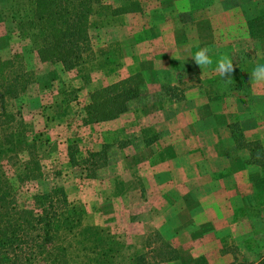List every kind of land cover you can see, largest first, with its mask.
<instances>
[{
  "label": "crops",
  "instance_id": "0c3cea01",
  "mask_svg": "<svg viewBox=\"0 0 264 264\" xmlns=\"http://www.w3.org/2000/svg\"><path fill=\"white\" fill-rule=\"evenodd\" d=\"M224 1L211 5L207 15L183 22L179 11H192L190 0L183 8L175 0H160L154 4L161 12L156 22H141L146 18L142 6V12L115 15L102 26L97 23L95 31V63L106 72L108 84L140 71L148 92L159 94L167 72L182 70L175 73L178 80L170 83V91L139 108L152 109L151 117L156 115L154 122L150 118L146 124L155 132L150 143L145 144L148 136L141 134L138 149L133 143L122 149L125 172L132 174L131 165L137 166L139 189L147 199L143 201L153 208L149 223L178 253L177 259L159 264L233 263V255L224 248L254 231L253 213L263 206L264 165L249 160L256 141L264 156V85L251 81L255 67L246 70L236 48L238 31L252 27L247 23L250 18L242 3L228 6ZM214 6L226 17L215 24L210 17ZM233 14L235 22H230ZM138 15L139 24L135 22ZM136 23L144 41L136 39ZM197 46L210 47L214 58L227 54L232 59L231 83L218 75L215 65L201 69L194 62L191 56ZM109 60L113 68L103 70ZM184 80L187 87H174ZM165 109L172 113L160 122ZM134 114L129 109L115 119L94 124L124 127L126 118ZM235 122L241 133L238 141L232 134Z\"/></svg>",
  "mask_w": 264,
  "mask_h": 264
},
{
  "label": "rangeland",
  "instance_id": "374dc122",
  "mask_svg": "<svg viewBox=\"0 0 264 264\" xmlns=\"http://www.w3.org/2000/svg\"><path fill=\"white\" fill-rule=\"evenodd\" d=\"M13 1L15 0H0V56L13 59L14 54H19L21 66L30 73V76L27 90L17 100H6L4 106L12 112L19 109L23 120L34 132L41 135L40 150L46 173L44 180L29 182L22 187V201L28 204L33 193L46 191L54 184L61 185L65 188L69 200L79 204L84 210L80 228L82 235H109L113 238V245L126 257L139 251L147 252L148 256H151L152 248L165 250L160 234L149 223L153 208L147 207L143 201L147 199L144 197L145 192L139 189L141 187L137 166L131 165L132 174L124 170L122 149L125 146L121 148L120 143H133L138 149L141 144V134H144V138L148 136V139L154 136L152 127H146V124L149 123L150 118L154 122L156 115L151 117L152 109H140V111L139 108L147 102L160 99L170 91L172 88L170 83L178 80L176 74L182 70L168 71L163 79L166 82L163 83L165 87L159 94L150 93L142 104L138 100L132 108L135 114L126 118L124 127L112 128L106 124L94 123L89 126L83 125L81 117L88 92L109 83L104 79L106 72L98 68L95 54L72 70H64L60 63L41 62L36 54L35 45L30 39L18 33L15 21L7 12ZM139 1L146 15L141 22L144 20L156 22L161 12L157 11L158 8L154 9V4L157 5L160 0ZM219 1L221 0H190L192 11L180 9L179 18L183 22L191 21L193 18L198 19L207 15L209 7ZM103 2L117 4L114 0H103ZM175 2L183 8V4H187L188 0H175ZM224 2L228 6L235 2L242 3L245 14L250 18L247 23L252 27L250 30L245 29L244 32L238 31L240 43L236 46L245 69L249 70L251 66L264 64V0H225ZM171 4L169 3L166 8ZM94 15L96 16L92 18L93 27L90 31L93 39L92 47L96 45L97 23L102 26L113 20L110 15L102 13ZM140 16L138 15L135 21L138 24ZM210 17L214 24L219 22V19L226 18L219 14L217 8L215 12L210 13ZM229 21L235 22L234 14ZM138 24L136 25L138 33L135 36L139 42V40L144 41L142 39L144 35L143 32L140 33ZM113 49L118 59V49L116 46H113ZM249 60L254 63L248 64ZM112 63L109 60L103 66V70H111ZM190 71L195 74L192 65ZM175 86L183 88L188 85L184 80L180 85L174 84ZM171 113L169 109H165L160 122ZM159 131L161 133L164 131L162 124ZM104 142L113 144L108 150L109 164L101 168L95 178L87 176V171L82 165H72L69 162V145L76 150L77 157L83 158L88 152L99 150ZM261 196L263 197L260 199V206H263L257 210V213H253V217L257 219L254 231L239 239L236 244L224 248L231 252L234 262L251 263L264 252L263 192Z\"/></svg>",
  "mask_w": 264,
  "mask_h": 264
},
{
  "label": "trees",
  "instance_id": "16d2710c",
  "mask_svg": "<svg viewBox=\"0 0 264 264\" xmlns=\"http://www.w3.org/2000/svg\"><path fill=\"white\" fill-rule=\"evenodd\" d=\"M114 2L117 4H105L103 0H15L7 12L18 33L35 45L41 62L60 63L64 70H72L94 55L92 15L113 17L142 12L139 0ZM13 59L0 56V264H159L177 259V250L163 239L165 250L152 248L151 256L139 251L126 257L109 235H82L84 210L69 200L61 185L33 193L28 204L22 201V187L44 180L46 173L41 135L23 120L19 109L12 112L4 106L6 100H17L29 84L30 73L21 66L20 55L14 54ZM149 94L140 71L96 87L88 92L81 123L115 119L132 109L138 100L142 104ZM232 126L233 137L238 141L239 124ZM144 143H150V138ZM120 144L122 148L127 143ZM112 146L104 142L99 150L79 158L69 145V162L82 165L87 176L95 178L109 164L108 150ZM250 149L249 162L264 165L260 142H253ZM247 264H264V252Z\"/></svg>",
  "mask_w": 264,
  "mask_h": 264
},
{
  "label": "clouds",
  "instance_id": "9594fccd",
  "mask_svg": "<svg viewBox=\"0 0 264 264\" xmlns=\"http://www.w3.org/2000/svg\"><path fill=\"white\" fill-rule=\"evenodd\" d=\"M210 52L211 49L208 46H197V50L191 57L201 69L215 65L214 70L218 73V75L226 83H231V74L234 71L232 59H230L227 54H220L214 58L210 55ZM250 78L252 82L258 85H264V64H257L252 70Z\"/></svg>",
  "mask_w": 264,
  "mask_h": 264
}]
</instances>
